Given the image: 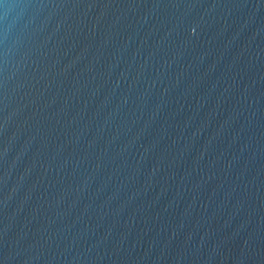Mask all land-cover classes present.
Wrapping results in <instances>:
<instances>
[{"label": "water", "instance_id": "obj_1", "mask_svg": "<svg viewBox=\"0 0 264 264\" xmlns=\"http://www.w3.org/2000/svg\"><path fill=\"white\" fill-rule=\"evenodd\" d=\"M0 264H264V0H0Z\"/></svg>", "mask_w": 264, "mask_h": 264}]
</instances>
